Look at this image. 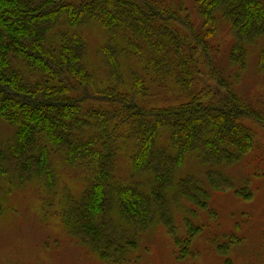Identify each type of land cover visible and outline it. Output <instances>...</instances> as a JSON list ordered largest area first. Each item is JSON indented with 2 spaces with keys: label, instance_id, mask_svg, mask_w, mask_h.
Instances as JSON below:
<instances>
[{
  "label": "trees",
  "instance_id": "1",
  "mask_svg": "<svg viewBox=\"0 0 264 264\" xmlns=\"http://www.w3.org/2000/svg\"><path fill=\"white\" fill-rule=\"evenodd\" d=\"M253 53L264 74V0H0V217L33 184L108 264L141 258L160 225L187 258L203 224L185 201L215 216V192L253 196L225 169L263 118L237 89Z\"/></svg>",
  "mask_w": 264,
  "mask_h": 264
},
{
  "label": "rangeland",
  "instance_id": "2",
  "mask_svg": "<svg viewBox=\"0 0 264 264\" xmlns=\"http://www.w3.org/2000/svg\"><path fill=\"white\" fill-rule=\"evenodd\" d=\"M186 2L190 7L193 4V0ZM225 37L226 42L217 59L228 73L232 68L228 58L231 37L227 30L222 38ZM257 60L258 53H253L237 89L264 118V74L259 72ZM263 118L248 121L256 133L254 149L239 163L225 168L239 186L249 180L252 198L245 200L232 190L217 191L211 200L215 216L185 201L196 210L195 221L203 224V229L192 241V254L181 259L173 236L164 225H160L143 239L142 257L128 264H264ZM0 130L6 136L12 133V129L1 122ZM194 165L190 159L184 169L195 168ZM60 171L67 182H80L78 172L64 167H60ZM15 189L8 194L6 210L0 217V264H108L53 219V208H43L39 189L33 184ZM177 213L178 226L181 233H185L182 214ZM229 244L230 247L226 248Z\"/></svg>",
  "mask_w": 264,
  "mask_h": 264
}]
</instances>
